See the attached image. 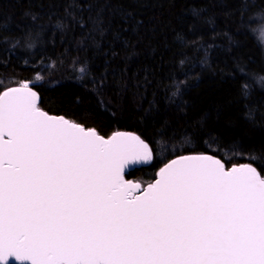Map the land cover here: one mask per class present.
I'll return each mask as SVG.
<instances>
[{
  "label": "trees",
  "instance_id": "trees-1",
  "mask_svg": "<svg viewBox=\"0 0 264 264\" xmlns=\"http://www.w3.org/2000/svg\"><path fill=\"white\" fill-rule=\"evenodd\" d=\"M261 10L264 0H0V90L29 82L48 114L105 138L139 135L154 159L125 178L142 185L188 154L264 175Z\"/></svg>",
  "mask_w": 264,
  "mask_h": 264
},
{
  "label": "snow or ice",
  "instance_id": "snow-or-ice-1",
  "mask_svg": "<svg viewBox=\"0 0 264 264\" xmlns=\"http://www.w3.org/2000/svg\"><path fill=\"white\" fill-rule=\"evenodd\" d=\"M40 99L29 82L0 90V264H264V175L251 162L181 155L142 185L125 170L152 162L149 143L105 139Z\"/></svg>",
  "mask_w": 264,
  "mask_h": 264
},
{
  "label": "water",
  "instance_id": "water-1",
  "mask_svg": "<svg viewBox=\"0 0 264 264\" xmlns=\"http://www.w3.org/2000/svg\"><path fill=\"white\" fill-rule=\"evenodd\" d=\"M49 115H53V114H49ZM53 116H59V115H53ZM112 135V134H111ZM110 135V136H111ZM136 135V134H135ZM105 138V137H104ZM108 137H106L105 139H107ZM188 155H208V154H188ZM209 156H211V155H209ZM214 157V156H213ZM177 158V157H176ZM214 158H216V157H214ZM175 159V158H174ZM216 159H218V158H216ZM169 162V161H168ZM147 164H149V163H147ZM147 164H140V165H132V166H130L128 169H126L125 170V176L127 175V173L128 172H131L132 170H134V169H136V168H139V167H143V166H146ZM237 166H239V165H237ZM231 168V167H230ZM155 179V178H154ZM153 179V180H154ZM153 182V181H152Z\"/></svg>",
  "mask_w": 264,
  "mask_h": 264
},
{
  "label": "rangeland",
  "instance_id": "rangeland-1",
  "mask_svg": "<svg viewBox=\"0 0 264 264\" xmlns=\"http://www.w3.org/2000/svg\"><path fill=\"white\" fill-rule=\"evenodd\" d=\"M261 28V27H260ZM260 30V29H259ZM259 30H258V32H257V36H258V38H259ZM259 40L261 41V39L259 38ZM261 43H262V45H263V47H264V42H262L261 41Z\"/></svg>",
  "mask_w": 264,
  "mask_h": 264
}]
</instances>
